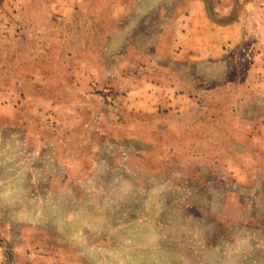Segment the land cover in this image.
Segmentation results:
<instances>
[{"label": "rangeland", "instance_id": "rangeland-1", "mask_svg": "<svg viewBox=\"0 0 264 264\" xmlns=\"http://www.w3.org/2000/svg\"><path fill=\"white\" fill-rule=\"evenodd\" d=\"M202 1L216 24L245 20L249 39L224 45L222 57L194 60L162 33L171 4L188 0H169L167 9L144 0L154 7L126 30L124 44L117 37L123 49H109L110 27L87 44L100 73L86 78L78 111L60 105L61 82L75 75L0 91L18 116L0 122V264H264V91L241 89L256 38L251 23L264 17L253 2L264 0ZM45 14L58 22L56 12ZM66 45L75 55L80 44ZM83 62L94 63L91 55ZM172 78L181 109L169 111L158 94L160 80ZM133 85L147 89L130 108Z\"/></svg>", "mask_w": 264, "mask_h": 264}, {"label": "crops", "instance_id": "crops-1", "mask_svg": "<svg viewBox=\"0 0 264 264\" xmlns=\"http://www.w3.org/2000/svg\"><path fill=\"white\" fill-rule=\"evenodd\" d=\"M168 1L161 0L160 9L170 7ZM263 3V1H254L253 7L264 14ZM153 7L154 5L144 2V0H1L0 91L24 90L25 85L33 81L54 86L56 81L51 78L54 75L57 77L65 74L75 75L74 81L71 79L61 82L60 105L66 104L65 109L75 106L76 110L72 111H78V108L86 100V78L97 79L96 77L100 73V68L95 64L94 57L97 49L93 45V50L90 51L86 49L87 44H97L100 40L99 28L110 27L113 46L109 49L113 51L123 49V47H117V37H120L124 44L129 34L126 30L130 27H137ZM171 9L174 13L168 22L162 25V33L169 31L179 53H186L189 58L194 60L198 57H222L224 45L235 41L240 43L250 37L245 20L223 24L214 23L208 17L202 0H188L185 8L173 3ZM181 10L183 13H179ZM46 11L56 12L57 16L55 17L58 22L53 24L49 19L46 20ZM75 20L79 34L73 38L69 27H71L70 22ZM42 26L46 29H41ZM118 26L121 28L119 31ZM251 26L252 33L256 38L252 44L254 49L251 53V65L246 69L242 83L244 88L241 89L245 90L250 87L264 91V83H261L264 82V53L259 51L261 48L259 41L263 42L264 46V17H254ZM50 27L56 28L55 31H50ZM35 28L36 30H34ZM191 38L199 39L201 46L196 48L198 46L191 45L194 44V41L190 40ZM70 39L80 44L77 46L75 55L66 45ZM8 44L21 45L18 47L21 50H9L11 47L6 46ZM90 55L94 63L86 67L83 61ZM74 57L77 60L76 65H73V62L69 63L70 59ZM169 69L162 66L160 73L165 75ZM12 74L29 77L28 79L17 78L15 82L11 83L6 82L5 75ZM260 75L261 82L256 84ZM177 82L178 80L174 78L160 80V94H158L160 105L169 111L181 109V94L178 93ZM5 83H8L6 87ZM47 87L45 86V88ZM146 89V86L141 85L129 87L125 97L126 107H136L140 104V97H136ZM68 90L72 91V95L66 93ZM151 96L152 94L143 99L149 100ZM187 96L188 103L191 102L195 105L194 95L188 93ZM4 98L0 100V122L15 124L18 122V116L15 113L16 116H11L14 106L10 108V104H3ZM252 100H255V96L252 97Z\"/></svg>", "mask_w": 264, "mask_h": 264}]
</instances>
